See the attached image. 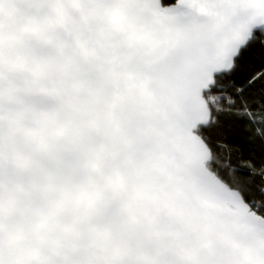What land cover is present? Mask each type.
<instances>
[{
  "label": "snow or ice",
  "instance_id": "1",
  "mask_svg": "<svg viewBox=\"0 0 264 264\" xmlns=\"http://www.w3.org/2000/svg\"><path fill=\"white\" fill-rule=\"evenodd\" d=\"M0 264H264V0H0Z\"/></svg>",
  "mask_w": 264,
  "mask_h": 264
}]
</instances>
